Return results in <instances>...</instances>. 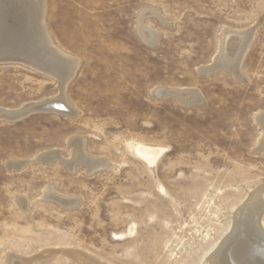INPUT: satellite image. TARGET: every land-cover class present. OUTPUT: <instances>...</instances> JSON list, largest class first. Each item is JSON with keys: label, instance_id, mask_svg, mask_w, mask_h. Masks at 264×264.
<instances>
[{"label": "rangeland", "instance_id": "374dc122", "mask_svg": "<svg viewBox=\"0 0 264 264\" xmlns=\"http://www.w3.org/2000/svg\"><path fill=\"white\" fill-rule=\"evenodd\" d=\"M44 23L77 70L64 86L68 58L52 60L62 80L0 63V109L59 99L71 113L0 121V264H208L247 208L264 232V0H46ZM224 30L252 33L241 77L201 74ZM73 139L106 165L92 172ZM139 145L163 149L155 164Z\"/></svg>", "mask_w": 264, "mask_h": 264}, {"label": "bare ground", "instance_id": "6f19581e", "mask_svg": "<svg viewBox=\"0 0 264 264\" xmlns=\"http://www.w3.org/2000/svg\"><path fill=\"white\" fill-rule=\"evenodd\" d=\"M45 13L46 0H0V61H11L12 63L15 62L23 64L25 66H30L50 76H56L57 78L62 80L63 78H65V75L64 73L59 72V74L56 73V71H53L55 68V63L52 62V60L56 58L63 61V59L68 58L71 64L66 71L67 76L63 80V84L64 86H66V83L72 78L75 71L77 70L79 62L75 58L65 56L61 51L58 50L57 47L56 49L52 45L44 23ZM144 16L145 14L143 12L139 18L138 34L144 40V42L154 46L157 44L159 37L155 32L149 30L144 25ZM156 16L158 15L156 14ZM251 35L252 33H248V31L236 32L231 30H224L221 37L220 51L213 66L218 67V69L223 68L225 70H228L236 77H241V62L247 45L251 39ZM209 68L201 70V73L209 70ZM156 92L160 96L163 94H172L182 103H191V105L194 103L196 104L197 102L201 103V97L196 90L187 91L159 89ZM66 105L68 108H70L71 111V107L67 101ZM37 107L45 111L53 110L59 113H71H67L63 109L62 102L59 99H56L45 101L44 103L40 104L26 105L25 107L16 111L0 109V121H15L23 116L28 115ZM256 122L263 131L259 140L258 148L264 151L263 113L257 115ZM79 140H72V146L75 148V157L77 159L85 160L86 162H88V166L92 172L104 167L106 164L101 163L102 160L100 161L98 159H93L92 157L91 159L88 158L87 155L85 156L83 154V152L81 151V143ZM162 151L163 149L161 148L146 145H139L137 147L138 155L151 165L156 163ZM57 154L58 153L56 152L46 153L45 155H43L42 159H44L45 161L47 158L55 159L54 157H56ZM20 166L22 165L20 164ZM11 167L17 169L20 168L18 162L12 163ZM47 198L54 199L55 196L52 193H49ZM58 198L59 197L55 199L62 202V204H64L65 206H74L77 203L76 200H70L68 198ZM260 199L262 200V198ZM259 212L260 209H258L257 214H261ZM240 213L241 214L239 216V220L235 225L233 232L227 238L225 243L223 242L224 244L221 246V248H218L219 250L217 254H215V258H213V261L214 259L215 261L210 262L211 260H209L210 263L208 264H264V232L257 231L259 230V227L257 226L256 227L258 229H255V221H251L255 215H253L252 210L248 211L247 208V210L245 209ZM258 225H260V223ZM260 230H262V228ZM72 254L74 253L72 252ZM75 255L76 257H79V260H81V256L79 255V253H75ZM8 262V264H26L24 260L22 261L18 257H11ZM87 263L93 264L94 262Z\"/></svg>", "mask_w": 264, "mask_h": 264}, {"label": "water", "instance_id": "95a60500", "mask_svg": "<svg viewBox=\"0 0 264 264\" xmlns=\"http://www.w3.org/2000/svg\"><path fill=\"white\" fill-rule=\"evenodd\" d=\"M8 62H11V61H0V63H8ZM215 69H218V67H211V68H209V70H206V71H204L203 73H201V74H205V73H207V72H210V71H212V70H215ZM170 95H172V94H170ZM174 96V95H173ZM38 108V107H37ZM35 109L34 111H31L29 114H32V113H36V112H43V111H45V110H43V109ZM46 111H49V110H46ZM28 114V115H29ZM28 115H26V116H28ZM23 117H25V116H23ZM23 117H21V118H23ZM20 119V118H19Z\"/></svg>", "mask_w": 264, "mask_h": 264}]
</instances>
